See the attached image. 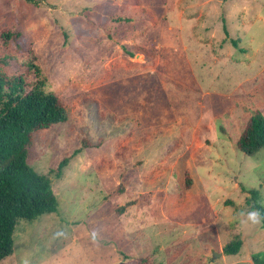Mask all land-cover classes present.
I'll return each mask as SVG.
<instances>
[{
    "label": "rangeland",
    "instance_id": "rangeland-1",
    "mask_svg": "<svg viewBox=\"0 0 264 264\" xmlns=\"http://www.w3.org/2000/svg\"><path fill=\"white\" fill-rule=\"evenodd\" d=\"M12 27L0 70L25 72L31 48L66 120L26 158L57 210L19 219L0 264H253L264 148L238 140L264 118V0H0Z\"/></svg>",
    "mask_w": 264,
    "mask_h": 264
},
{
    "label": "trees",
    "instance_id": "trees-1",
    "mask_svg": "<svg viewBox=\"0 0 264 264\" xmlns=\"http://www.w3.org/2000/svg\"><path fill=\"white\" fill-rule=\"evenodd\" d=\"M21 39L22 32L17 28L0 31V41L5 46L11 41L18 44ZM232 42L236 46V41ZM18 50L30 56L26 71L9 73L0 70V261L13 252L14 230L19 219L32 221L43 213L57 210L58 201L50 179L30 167L26 158L34 132L66 120L60 99L45 88V79L40 76L33 50L20 45ZM1 63L10 64L11 57L3 56ZM26 72L34 73V81L27 79ZM238 147L246 155L264 148V118L260 114L250 118L247 129L238 140ZM65 161L58 163L57 178L62 174ZM250 193L253 198L257 194L255 189H250ZM251 207L257 211L264 228V205L256 201ZM240 246L241 240L235 239L226 244L223 251L236 254ZM251 261L264 264V250L252 253ZM139 262L155 264L147 257Z\"/></svg>",
    "mask_w": 264,
    "mask_h": 264
},
{
    "label": "clouds",
    "instance_id": "clouds-1",
    "mask_svg": "<svg viewBox=\"0 0 264 264\" xmlns=\"http://www.w3.org/2000/svg\"><path fill=\"white\" fill-rule=\"evenodd\" d=\"M250 219H253L255 221V214H250Z\"/></svg>",
    "mask_w": 264,
    "mask_h": 264
},
{
    "label": "water",
    "instance_id": "water-1",
    "mask_svg": "<svg viewBox=\"0 0 264 264\" xmlns=\"http://www.w3.org/2000/svg\"><path fill=\"white\" fill-rule=\"evenodd\" d=\"M217 255H214L213 257H216Z\"/></svg>",
    "mask_w": 264,
    "mask_h": 264
}]
</instances>
